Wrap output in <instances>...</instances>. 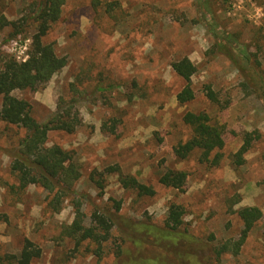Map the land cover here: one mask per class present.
I'll return each mask as SVG.
<instances>
[{
	"label": "rangeland",
	"instance_id": "rangeland-1",
	"mask_svg": "<svg viewBox=\"0 0 264 264\" xmlns=\"http://www.w3.org/2000/svg\"><path fill=\"white\" fill-rule=\"evenodd\" d=\"M42 1L0 0V17L28 19L26 31L14 39L9 38L10 26L0 28L1 53L28 58L36 31L32 15ZM99 1L96 8L91 0L65 4L44 41L67 57V66L36 91L13 92L31 102L40 122L73 102L82 119L73 133H49L48 145L72 151L82 172L59 212L47 208L49 194L42 187L18 188L11 162L25 130L0 120V252L18 255L28 238L42 248L33 264H96L92 244L76 249L74 241L61 235L62 226L75 217V198L82 202L87 223L96 207L115 210L113 200H122L118 220L139 230L151 223L162 226L176 203L185 209L177 246H195L189 262L208 264V251L201 249L212 235L216 241L238 237L243 227L231 205L234 210L257 206L262 219L240 255L226 256L224 264H264V0ZM184 57L197 66L192 76L196 99L188 104L177 101L186 81L172 67ZM207 85L219 103L209 99ZM188 111L207 112L225 127V145L207 163H201L198 151L186 160L174 154L173 148L191 136L183 121ZM104 124L114 127V133ZM247 133L257 138L239 164L236 155ZM111 166L152 186L156 194L140 197L126 190L118 172L107 171ZM167 169L188 173L183 190L159 182ZM124 232L130 236V228ZM138 235L131 233L135 241L123 244L130 255L123 256L122 264L145 259L176 264L166 250L139 241ZM114 261L110 253L104 264Z\"/></svg>",
	"mask_w": 264,
	"mask_h": 264
},
{
	"label": "trees",
	"instance_id": "trees-1",
	"mask_svg": "<svg viewBox=\"0 0 264 264\" xmlns=\"http://www.w3.org/2000/svg\"><path fill=\"white\" fill-rule=\"evenodd\" d=\"M68 1L70 0H43L33 12L32 19L36 24V31L32 36L26 60H19L13 55L0 52V94L2 95L0 120L25 130V135L14 148L11 172L16 175L20 190L30 185H38L47 191L49 194L47 208L53 212H59L67 197L70 194L73 195V187L80 180L82 172L72 151L58 144L48 145L49 133L58 130L73 133L82 124V119L73 102L66 107H59L47 121L40 122L32 115L31 102L26 98L15 96L13 92L15 90L36 91L67 66V57L59 55L54 44L46 43L44 37L52 24L60 19L63 7ZM91 2L95 8L101 4L99 0H91ZM116 4H109L107 10H114ZM27 22L28 19L25 16L16 21H9L5 16H1L0 28L5 29L10 26L13 30L9 32V38L14 39L26 31ZM172 67L176 74L186 81L185 86L177 94V101L180 104L194 101L196 92L192 86V76L196 73L197 66L190 58L184 57L174 61ZM206 91L212 102L219 103L217 93L211 85L206 86ZM183 121L191 128V136L173 148L175 156L179 160H186L198 151L201 163L209 162L211 154L221 150L225 145V127L218 122H213L211 116L204 111H188L184 114ZM104 125L103 129L114 133V127L108 129L106 124ZM256 138L252 133L246 134L244 143L236 155L239 164L243 163L244 154L249 151ZM219 154L217 152L215 159L220 157ZM107 171L118 172L121 185L140 197L156 194L152 186L141 182L134 175L123 174L117 166H111L107 168ZM187 179L188 173L178 169H167L159 176L161 184L178 190H183ZM74 201L75 217L70 224L62 226L61 235L74 241L76 249L84 242L92 244L97 258L96 264H104L106 255L110 253H114L113 264H122L123 256L130 255L123 244L128 240L135 241L131 233L139 234V241L143 239L166 250L167 257L173 256L172 260L176 264H196L189 262V258L195 255V246L182 250L176 243L179 240L176 234L183 224L185 214L182 205L172 203L169 206L162 226L151 223L139 230L135 224L123 225L118 220L117 213L122 208V200H113L115 210L96 207L91 213L89 223L86 222L87 215L80 199L75 198ZM231 207L229 210L237 214L243 227L238 237L231 236L216 241V237L212 235L210 243L205 244L201 249L204 253L208 251L209 256L206 259L208 264H224L226 256L238 257L251 232L263 217L262 210L257 206H244L238 210H234L232 205ZM125 227L130 228V236H123L122 233H126ZM116 231H121V234L115 236ZM41 256L42 248L26 238L18 255L0 252V264H33ZM155 259L161 262L163 257ZM152 263L153 261L147 259L139 263L133 262V264Z\"/></svg>",
	"mask_w": 264,
	"mask_h": 264
},
{
	"label": "built area",
	"instance_id": "built-area-1",
	"mask_svg": "<svg viewBox=\"0 0 264 264\" xmlns=\"http://www.w3.org/2000/svg\"><path fill=\"white\" fill-rule=\"evenodd\" d=\"M24 60H26V59H24Z\"/></svg>",
	"mask_w": 264,
	"mask_h": 264
}]
</instances>
